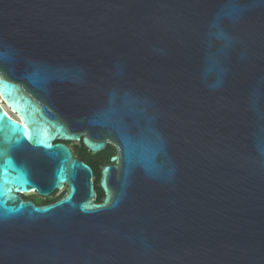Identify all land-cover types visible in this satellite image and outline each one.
Here are the masks:
<instances>
[{
	"label": "water",
	"instance_id": "95a60500",
	"mask_svg": "<svg viewBox=\"0 0 264 264\" xmlns=\"http://www.w3.org/2000/svg\"><path fill=\"white\" fill-rule=\"evenodd\" d=\"M0 97V264H264V0H0Z\"/></svg>",
	"mask_w": 264,
	"mask_h": 264
},
{
	"label": "flooded vegetation",
	"instance_id": "af4514ba",
	"mask_svg": "<svg viewBox=\"0 0 264 264\" xmlns=\"http://www.w3.org/2000/svg\"><path fill=\"white\" fill-rule=\"evenodd\" d=\"M14 116L16 117V114H14ZM66 144L71 149L74 157L81 158L92 167V181L96 192L95 201H101L105 195L99 186L101 167L108 164H114V162H111L110 158L117 153L115 145L109 144L106 149L94 153L85 148L80 140L66 142ZM66 190L67 185H64L62 188L51 190L48 193H41L37 189H29L25 192H18V194L24 201H31L35 205H46L60 199L65 194Z\"/></svg>",
	"mask_w": 264,
	"mask_h": 264
},
{
	"label": "bare ground",
	"instance_id": "6f19581e",
	"mask_svg": "<svg viewBox=\"0 0 264 264\" xmlns=\"http://www.w3.org/2000/svg\"><path fill=\"white\" fill-rule=\"evenodd\" d=\"M0 103L2 104L3 108L6 110L8 114L15 117L14 116L15 113L7 106V104H5V102L1 99V97H0Z\"/></svg>",
	"mask_w": 264,
	"mask_h": 264
},
{
	"label": "snow or ice",
	"instance_id": "6c2138e0",
	"mask_svg": "<svg viewBox=\"0 0 264 264\" xmlns=\"http://www.w3.org/2000/svg\"><path fill=\"white\" fill-rule=\"evenodd\" d=\"M9 103L11 104L12 103V101L11 100H9ZM4 120V116H3V114H0V121H3ZM5 161H4V159L2 158V154H0V169H2V167H3V163H4Z\"/></svg>",
	"mask_w": 264,
	"mask_h": 264
}]
</instances>
